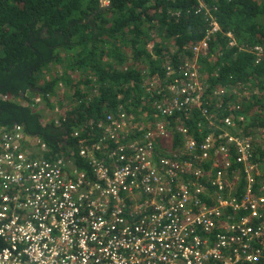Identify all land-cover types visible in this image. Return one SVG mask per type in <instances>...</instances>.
Here are the masks:
<instances>
[{
    "label": "trees",
    "instance_id": "16d2710c",
    "mask_svg": "<svg viewBox=\"0 0 264 264\" xmlns=\"http://www.w3.org/2000/svg\"><path fill=\"white\" fill-rule=\"evenodd\" d=\"M200 2L221 32L194 57L191 47L202 41L209 23L204 10L195 14ZM224 33L233 37V46ZM172 46L183 59L171 58ZM255 47L263 52L256 55ZM163 58L169 59L173 73L167 74ZM178 61H184L186 70L197 68L201 91H187L194 98L200 95V106L183 104L175 121L156 111L164 102L151 85L165 80L186 87L175 70ZM49 64L60 65L61 74L45 76ZM0 92L41 97L44 106L32 99V109L0 102V128L22 126L46 144L44 158L51 161L60 151H76L77 141L89 135L109 149L150 145L153 160L173 159L182 142L175 128L199 142L208 133H222L223 119L231 117L239 123L240 138L252 135L253 190L264 196L259 192V183H264V0H108L107 7L100 0H0ZM43 113L65 120L59 127L42 125ZM121 115L127 118L125 127ZM240 117L243 121L237 122ZM91 120L92 132L85 125ZM164 120L174 148L152 130ZM97 124L101 129L94 131ZM106 128L115 129L116 141L103 139ZM74 132L78 137H72ZM183 180L188 181L186 175Z\"/></svg>",
    "mask_w": 264,
    "mask_h": 264
},
{
    "label": "built area",
    "instance_id": "2783aa9c",
    "mask_svg": "<svg viewBox=\"0 0 264 264\" xmlns=\"http://www.w3.org/2000/svg\"><path fill=\"white\" fill-rule=\"evenodd\" d=\"M202 10L209 31L192 49L194 57L207 50L210 36L221 32L200 2L195 14ZM226 36L233 46L232 36ZM254 51L263 52L260 47ZM183 62L175 70L187 81L186 87L163 81L159 86L167 90L157 89L165 97L156 111L175 121L183 104L200 106V95L187 94L201 91L198 70L184 69ZM171 68L166 67L167 74L173 73ZM222 124L221 134L212 132L201 142L176 128L183 137L181 147L173 159L156 161L149 144L114 150L107 146L109 161L115 160L106 166L92 155L101 143L88 146L85 139L78 140V157L89 160L93 180L72 169L73 151H60L54 155L57 159L46 160L49 149L40 138L26 134L20 125L0 128V264H259L264 223L250 225V221H264V196L252 187L253 147L249 139L232 134L237 127L231 117ZM164 125L158 122L152 130L165 138L169 133ZM106 132L111 134L109 140L115 138V130ZM232 158L244 169L248 183L238 194L233 185L239 175L229 171ZM207 161L212 162L214 175L197 168ZM263 191L261 186L259 192Z\"/></svg>",
    "mask_w": 264,
    "mask_h": 264
},
{
    "label": "clouds",
    "instance_id": "9594fccd",
    "mask_svg": "<svg viewBox=\"0 0 264 264\" xmlns=\"http://www.w3.org/2000/svg\"><path fill=\"white\" fill-rule=\"evenodd\" d=\"M100 4L102 5V6H105V7H107L108 6V0H100ZM209 25V24H208ZM207 25V26H208ZM228 33H224L223 35L224 36H226ZM216 38H218L217 36L215 37V38H212L211 39V41H213V39L215 40ZM226 38H227V44H228V46H229V39H228V37L226 36ZM232 40H233V37H232ZM234 41V40H233ZM201 42V41H200ZM199 42V43H200ZM194 47H196V46H192L191 47V51L193 52V48ZM153 44L150 42L149 44H148V49L149 50H151V52H153ZM209 48V47H208ZM207 48V49H208ZM177 50L176 49H174V51H170V56H171V58H173L172 56H177L176 58H178L179 60L180 59H183V56H181V54H177V52H176ZM194 53V52H193ZM153 55V54H152ZM163 60H164V66L165 67H168V66H171L170 65V63H168V61L167 60H169V59H164L163 58ZM181 63V61H178V65ZM50 65V64H49ZM255 94V93H254ZM33 99V104H37L38 105V107H41V106H44V102L42 101V99H41V97L40 96H38V95H35V96H31V94H29L28 95V92L27 93H25V94H21V93H19V94H17V95H12V94H7V93H3V92H0V102H8V103H10V102H13V103H18L20 106H22V107H26V106H28V107H30V109H32L33 108V104L32 105H29V101L30 100H32ZM37 99H39L38 101H36ZM108 117H110V115L108 116ZM120 118H121V116H120ZM63 120H65V118H63V119H59V118H57L55 115H53V114H46V113H43V119L41 120V124L42 125H46V124H49V123H52L53 125H54V123L56 122H60V123H62V121ZM121 120H122V122H121V125H122V123H124V122H126L127 121V118L124 116V118H121ZM113 122H115V120L113 121ZM237 122H239L238 120H237ZM112 123V122H111ZM110 123V124H111ZM164 123L165 124H167V126H169V123H167L165 120H164ZM109 123H108V121H107V124L106 125H110ZM85 125H89L90 126V129H91V132H92V128H91V126L93 125V121L91 120V122L90 123H86ZM61 126V125H60ZM98 126H99V124H97L96 125V128L94 127V131H95V129H98V130H100L101 128H98ZM111 126V125H110ZM54 127H59V126H54ZM236 127H237V133H235V132H233L232 134L233 135H236L238 138H240V137H243L242 135H241V130L239 129V123H236ZM107 130H109V131H114L115 129L113 128V129H109V128H106ZM175 131L177 132V133H179L180 135H181V133L180 132H178L177 131V129L175 128ZM166 132H168L169 134H168V136L167 137H165V140L167 141V143L168 144H170V146L169 147H173L174 148V141H173V136H172V133H171V131L170 130H167ZM210 134H212V132L211 133H208L206 136H208V135H210ZM219 134H221V133H218V134H216V135H219ZM110 132H106V134H105V131H104V133H102V136H103V138H108L109 139V137H110ZM170 135H171V137H170ZM248 135H250V137H248L247 139H249L250 140V145H252V135L249 133ZM113 136H115V138L113 139V140H115L116 141V137H117V134H114ZM147 136V135H146ZM205 136V137H206ZM150 137V136H149ZM149 137H147V138H149ZM181 137H182V135H181ZM204 137V138H205ZM190 138V137H189ZM203 138V139H204ZM182 139H183V137H182ZM191 139V138H190ZM202 139V140H203ZM241 139H243V138H241ZM246 139V140H247ZM79 140H82V139H79ZM86 140V142H85V145H91V144H95V143H99V142H94L93 141V138L92 137H90V135L88 136V138L87 139H85ZM193 140V139H192ZM201 140V141H202ZM201 141H199V142H201ZM223 140H217V144H223ZM127 144H120V145H117L116 147H114V148H112L111 150H114V149H116L118 146L120 147V146H126ZM181 145H182V142H181ZM181 145H180V147H181ZM179 147V148H180ZM253 147V146H252ZM178 148V149H179ZM177 149V150H178ZM78 150H79V144H78V141H77V145H76V151H74V154H75V156L73 157V161H74V165H72V169L73 170H75V172L77 173V175H79V174H85L86 175V177H88V178H90L91 180H93L94 179V175H93V172H92V169H91V167H90V165H89V160L87 159V158H85V159H81V158H79L78 157ZM177 150H175V152L177 151ZM231 153H232V155H233V157H234V150L233 149H231ZM93 155V157L95 158V160L96 161H98V162H100V163H102L103 165H106V166H109V164L110 163H113L114 162V158H112L110 161H109V159H108V151H107V146L106 145H103L102 143H101V146H100V149L98 150V151H96L94 154H92ZM182 157V156H181ZM180 157V158H181ZM159 157H157V159H158ZM234 158H232V160H231V163H232V166H231V168H230V170L229 171H231V170H234L238 175H239V178L237 179L238 180V182H236V184L234 183V185H233V187L235 188V190H237V194L238 193H241L242 191H243V189H245V187H246V184H248L247 182H246V180H245V174H244V172H243V168L241 167V166H239V165H237L238 167H237V169H240L241 171H238L237 169H234V165H236L235 164V162H234V160H233ZM81 162V167H78V163H80ZM209 164V166L207 167V165ZM197 168L198 169H201V170H204L205 172H209L210 171V173L212 174V175H214V171H215V169L213 168V166H212V162L211 161H207V162H205V163H202L201 165H199V166H197ZM237 175V176H238ZM253 176V175H252ZM240 177H242V179L240 178ZM229 181L230 182H232L230 179H229ZM255 184V182L253 183V185ZM261 186H264V183L263 182H261V183H259V188H261ZM253 187V186H252ZM264 192V191H263ZM226 194H224V196H225ZM261 195H263V194H261ZM260 247H263V251H264V242H263V244H260ZM261 261H264V254H263V258L261 259ZM260 264V263H259Z\"/></svg>",
    "mask_w": 264,
    "mask_h": 264
},
{
    "label": "rangeland",
    "instance_id": "374dc122",
    "mask_svg": "<svg viewBox=\"0 0 264 264\" xmlns=\"http://www.w3.org/2000/svg\"><path fill=\"white\" fill-rule=\"evenodd\" d=\"M156 30V29H155ZM159 42H161V39H159ZM170 41H168L165 45L166 46H168V45H170V44H168ZM168 44V45H167ZM174 47L172 46V47H169V49L168 50H170V51H174ZM71 54H72V52H71ZM43 73L45 74V76H53V75H57V74H61V66L60 65H56V64H50V65H48L47 67H46V69L45 70H43ZM72 77H76L77 75H76V73H73L72 75H71ZM163 81H165V80H163ZM161 88V86H159V85H157V84H154V86H153V89L154 90H156V89H160ZM162 96H164V94H162ZM165 97V96H164Z\"/></svg>",
    "mask_w": 264,
    "mask_h": 264
},
{
    "label": "crops",
    "instance_id": "0c3cea01",
    "mask_svg": "<svg viewBox=\"0 0 264 264\" xmlns=\"http://www.w3.org/2000/svg\"><path fill=\"white\" fill-rule=\"evenodd\" d=\"M208 31H209V26L206 27V31H205V34H204L202 40L206 39ZM209 39H212V36H210ZM213 41H215V40L213 39ZM220 132H222V129H220ZM202 203H203L204 206H208V204L206 203V200L203 199Z\"/></svg>",
    "mask_w": 264,
    "mask_h": 264
}]
</instances>
